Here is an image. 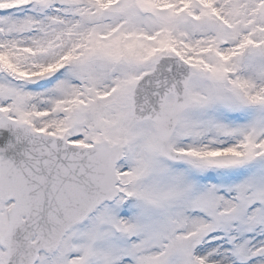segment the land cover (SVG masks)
I'll use <instances>...</instances> for the list:
<instances>
[{
	"label": "snow or ice",
	"instance_id": "snow-or-ice-1",
	"mask_svg": "<svg viewBox=\"0 0 264 264\" xmlns=\"http://www.w3.org/2000/svg\"><path fill=\"white\" fill-rule=\"evenodd\" d=\"M0 264H264V0H0Z\"/></svg>",
	"mask_w": 264,
	"mask_h": 264
}]
</instances>
